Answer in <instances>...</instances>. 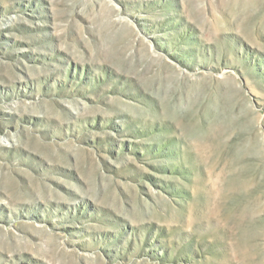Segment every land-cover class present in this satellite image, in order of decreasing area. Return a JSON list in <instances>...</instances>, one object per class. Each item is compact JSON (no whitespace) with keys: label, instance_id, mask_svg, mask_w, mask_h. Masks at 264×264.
Listing matches in <instances>:
<instances>
[{"label":"rangeland","instance_id":"obj_1","mask_svg":"<svg viewBox=\"0 0 264 264\" xmlns=\"http://www.w3.org/2000/svg\"><path fill=\"white\" fill-rule=\"evenodd\" d=\"M0 264H264V0H0Z\"/></svg>","mask_w":264,"mask_h":264}]
</instances>
